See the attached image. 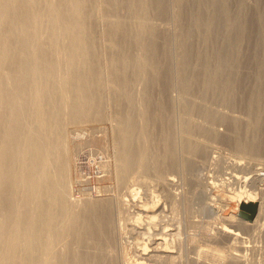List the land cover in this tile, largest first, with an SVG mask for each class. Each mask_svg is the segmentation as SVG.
Listing matches in <instances>:
<instances>
[{
  "label": "bare ground",
  "instance_id": "bare-ground-1",
  "mask_svg": "<svg viewBox=\"0 0 264 264\" xmlns=\"http://www.w3.org/2000/svg\"><path fill=\"white\" fill-rule=\"evenodd\" d=\"M97 1L0 0V264H176L174 251L169 249V246L168 249L163 247L167 236H172L173 233H165L163 237L150 234L154 232H150V227L149 232L146 229L147 231L138 233L149 235V239L138 240L139 245L143 246L142 252L134 263L127 260L130 251L124 241L127 239L125 226H132L131 220L135 212L130 213V208L124 205L133 199H128L134 190L131 187L137 182L138 189L143 187L142 185L145 188L152 182L159 187L162 181L165 183L163 175L159 174V144H154L153 140L144 168L139 169L142 165L138 152L140 148L137 145L141 143H138L139 134L145 129H141L142 119L143 126L150 129L162 127L166 122L164 111L170 110L172 113L176 106H180L193 113L192 115L201 117L199 122L203 118L209 123L213 116L218 124L227 127L226 133L223 134L219 133L217 128L214 130L198 124L199 127L196 128L200 136L214 140L221 138L225 144H231L235 149L233 152L248 153L249 149H254L255 142L253 139L249 140L254 122L252 123L247 115L261 111L260 105L263 106L259 100L263 86L259 73L264 55L263 38L258 36L261 19L251 20L249 37L252 34L258 37H254L255 43L249 41L239 59L238 64L242 70L235 73L238 79L229 90L230 96L235 94L234 105L212 104L211 83L218 80L217 83L226 88L229 75L225 74V70H210L207 66L214 63L224 66L233 53V50L230 52L232 45L236 47L240 42L242 30L239 22L234 19L243 12L241 7L245 4L244 1L104 0L102 3V0V4ZM143 4L148 5L152 18L146 21L143 19L145 22L138 24L134 18L136 15L133 14L137 11L136 7ZM236 5L240 7L236 8ZM142 27L149 32V38L145 37L149 39L146 46V54L149 56L147 64L141 60L145 51L138 44L140 39L137 38L138 29L142 30ZM251 47H254V53H251ZM155 49H158L157 52L162 51V54L168 51L169 55L157 60L153 54ZM175 87L178 90H174ZM174 91H177V95L173 96ZM236 107L240 109L241 114L234 113L237 111L233 110ZM223 109H226V112ZM185 113L177 118V124H167L166 129L170 136L168 146L166 145V162H169L175 172L179 171L180 167L190 173L197 169L199 158L207 160L210 148L214 145L205 143L206 140L200 139L199 136L187 134L192 115ZM140 115L142 119L139 118ZM105 118L116 121V138L121 142V145L119 143L116 146H122L119 148L121 167L118 166L121 169H117L120 170L119 177L127 191L121 196L118 194L119 197L115 199L73 202L70 200L66 125L89 119L94 122L102 121ZM258 120L261 122L258 127L261 141L256 146H262L264 150V117H259ZM235 123H239V127H236ZM144 132L145 130L142 133ZM178 145L186 154V158L178 156ZM262 151L249 152V156L243 158L247 163L241 168L250 169L249 171L256 175L250 177L255 178L254 180L264 171ZM235 155L238 154L233 156ZM162 157L164 159L165 156ZM223 159H228L225 165L230 161V158ZM243 161L233 160L231 166L240 168ZM162 162L164 163V160ZM163 165L161 167L165 168L166 165ZM134 174H137L136 183L133 181ZM170 176L175 177V174ZM131 180L135 185H131ZM169 188L171 189L170 186ZM238 188H234L232 197H239V205L251 203L257 206L255 219L249 221L239 218V221L245 227L254 225L262 214V202L259 203L255 197L257 193L254 189L251 191L248 187L249 190ZM187 189L186 192H189ZM170 200L172 202L173 199ZM191 200L190 202H193ZM174 201L177 203L176 199ZM160 204H154L156 214L148 215L150 223L163 218L164 214L161 212L165 209L163 210ZM148 207L142 208L141 211L139 209L140 212H136L132 221L138 222L141 213H149ZM213 207L214 203L208 204V209ZM190 208V205L186 206L187 211ZM230 217H216L220 225L217 231L218 234L238 242L243 236L231 226L233 220ZM216 253L218 256H224L222 258L226 264H242L241 257H244L240 254L242 252L238 251L226 252L225 255L219 251ZM202 258L194 259L193 262L200 264Z\"/></svg>",
  "mask_w": 264,
  "mask_h": 264
},
{
  "label": "rangeland",
  "instance_id": "rangeland-1",
  "mask_svg": "<svg viewBox=\"0 0 264 264\" xmlns=\"http://www.w3.org/2000/svg\"><path fill=\"white\" fill-rule=\"evenodd\" d=\"M236 1H239V0H236ZM240 1L245 2V4L241 7L243 12L241 11L240 16L238 18L234 19V20H237L239 22L238 24L240 25V29L242 30V32L240 34V42L238 43V45L236 47L234 44L232 45L230 52L233 50V53H232L231 57H228V61L224 66L221 65V63H214V64L207 65L210 70H214L213 68L219 69L220 72L222 70H225V74L229 75V80H228V84H227L226 88H224V86L221 85L220 83H217L218 80H215L211 83V87H210L211 100L210 101L215 106H227V105L230 106V105L235 104L234 103V102H236L235 94L233 93L231 95L232 96L231 97L229 94V90L236 84V80L238 79L235 77V73L242 70V67L238 64L239 59L243 55L249 41L251 43L256 42V39L254 37L261 36V38H263L262 41L264 43V0H240ZM97 2L102 4V3H104V0H103V2H102V0H98ZM239 7L240 6L236 5V8H239ZM136 8H137V11H135L136 13L133 12V13H135L133 15H136V16H134V18L136 20L134 18H133V20H135L138 24L144 23L146 20H149L150 18H152L150 10L148 9V5L143 4V5H139ZM148 13H150L149 14L150 16L148 15ZM137 15H138V17H137ZM138 18H139V20H138ZM146 18H148V19H146ZM230 18L232 19L233 15H231ZM143 19L145 21H142ZM252 19H261V26L258 29L259 30L258 36H256L255 34L254 35L252 34V36L249 37L248 32H249V28H250ZM169 23H171V22H169ZM171 29H172V27H171ZM138 30H137L138 31L137 33L139 35L141 34L140 35L141 37L137 34V38L140 39V40H138V44H140V46L142 47V50L145 51V52H143V54L141 53L143 57H141V55H140V57H141L142 62L146 61V64H147V59L149 56H148V54H146V49H147L146 46H148V43H149V39H147V38H149V36H147L149 34V32L147 31V29L143 30V27H142V30H140V29H138ZM145 37H147V38H145ZM172 43H173V40H172ZM173 45H174V43H173ZM157 50L158 49H155L153 51V54H155V56L157 57V60L158 59L161 60L165 56L169 55V53H167L168 51L163 52L165 54L164 55V54H162V51L159 50L158 51L159 53H158ZM250 51H251V53H254L255 52L254 47H251ZM142 58H146V59L143 60ZM218 74H219V72H218ZM259 79H261V81L263 82V86H262L260 93H259V100L261 101L263 106L260 105L262 109L260 108L261 111H256V113H255L256 115L253 112H250L251 114L247 115L248 119L250 118L252 123L254 122L253 123L254 127H252L253 130L249 134V136H250L249 140L251 139L250 141H252V139H253V141L255 142V143H253L254 149H253V151L251 149L248 150L249 152L252 151L253 153H257L258 150L259 151L263 150L262 146H256V145H258L261 141V137H260V135H258L259 134L258 127H260L261 122H259L258 118L264 117V103H263L264 102V55H263V61L261 63V70L259 73ZM175 88H174V90H178L177 88L176 89ZM174 95H177V91H174L173 96ZM152 96H153V94H152ZM211 102H210V104H211ZM177 108L179 109L178 112L180 115L176 111ZM182 109L183 108H181L180 106L179 107L176 106L175 111H173L174 113L173 112L171 113L170 110H167V112L164 111L163 116H164L166 122L168 119V122L167 123L164 122L165 123V124L163 123L164 126H162V127L160 126L159 128H156V129H155V127L150 129V128L146 127L145 125L143 126L144 122H143L142 116L141 115L139 116V118L142 119V128L141 129L145 128L144 129L145 132L142 133L144 131V130H142L140 132L141 134H139L140 140L138 139L139 140L138 143L144 142L143 145L141 143L140 144L137 143L138 144L137 146L140 148V151H138V152L141 156V165H142L139 169L143 170L145 160H147L146 158H148V156H149L148 154H150L149 152L151 151L153 142H154V144H157V145L159 144L158 145V147H159V156H158V158H159V174L163 175V180L165 181V183L162 181L161 185L159 187V186H157V184L155 182H152V184H150L151 186L148 184L150 187L148 185H146L145 188H144V185H142L143 187L139 186L140 187L139 188L140 190H139L137 187L138 182L135 181L137 174H134L135 176H133L134 177V179H133L134 183L137 182L136 185L131 180V185L132 184L135 185L134 187L133 186L131 187L132 189H134L133 192L135 191V193H134L135 195L133 194V192H131L130 193L131 196H128V199H130L129 197H131L133 199H130L129 200L130 202L124 206L130 208V213L135 212L134 213L135 217H136V212L139 213L141 211V209L144 207L149 206L148 208L150 210L148 209L149 213H147V214H145V213L140 214L141 217L140 216L139 217L142 219V221H141V219H139L140 221L138 220V222L137 221L133 222L132 220H134L133 219L134 216L132 215L133 216V218L131 220V222L133 223L132 226L131 225H130V227L125 226L126 232H127L125 238H127V239L129 238L128 240L127 239L124 240L125 244L128 246V251H130L128 258H127L128 262L134 263L138 254L140 252H142V250H143L142 249L143 246L141 247V245H139L138 240L143 241V240H146V238L149 239V235H141V233L140 234H138V233L144 232L146 229L148 230V231L147 230L146 231L149 232V227H150L151 228L150 232L154 231V232H151L150 234H154V235L159 234L161 236L162 235L165 236V235L173 233V235H172L173 237L171 235L167 236L168 238H167L166 243L168 245L166 243H163V247L168 249V246H169V249L174 251V253H173L174 256H176L178 258V259L176 258V261H175L176 264H199V263H195L193 261H194V259H197L200 257L201 258L203 257L202 258L203 261L201 259L200 264H219V263L220 264H224V263L226 264L225 259L223 260V258H222L224 256H222V257L218 256L216 251H219L220 254L222 252L223 255H225L226 252L227 253L228 252H237V251H238V253L242 252L243 254L240 253L242 256H244L243 258L241 257L242 264H244L246 261L247 262L245 264H264V171L259 174V176L256 178V180H254L255 178H250V177H256V175L254 176L253 172L249 171L250 169H248V168H246V169L241 168L243 166L245 167V165L247 163V160H245L246 159L245 156H249V152L248 153L244 152V151L233 152L235 149L232 148L231 144L230 145H229V143L225 144V141H223L221 138L220 139L218 138V140L217 139L214 140L212 138H208V137H205L203 135L200 136V134L198 133V130L196 128L199 126H208V127L213 128L214 130L217 128L216 130H218L219 133L224 134L227 131L226 125L218 124L217 119L216 118L214 119L213 116L211 117V120H209V123L206 119L204 120L203 118L199 122L201 117H199L196 114H194L195 115L194 116V115H192L193 113H190L189 111H186L184 109H183L184 110V112H183ZM235 109L237 110V111H234L235 114H241V111L238 107L234 108L233 110H235ZM238 109H239V112H238ZM221 110H222V108H221ZM223 110H224V112H226V109H223ZM185 111L187 113H185ZM184 113L186 115H189V116H190V114L192 115V116H190L191 121L189 122V126L187 127L188 131L186 130L187 134L191 135V136L194 135L195 137L199 136L200 139L203 138L204 140H206V141H204L202 139L205 143L206 142L208 144L213 143L212 146L213 145L214 146H213V148L212 147L210 148V153H209V157L207 158V160L206 159L201 160L199 158L201 160L200 161L198 159V161L200 163L198 164V161H197L198 165L196 167L197 169H194L195 171H191L189 173V172H185L182 168L179 167L178 169H180V170L177 171L178 172L177 173V172H175L176 171L175 169L170 167L171 165L169 164V162L168 161H167L168 163L166 162V160H167L166 159V152H167V146L169 143L168 139L170 136V134H168L169 132L166 128L169 125V123H171L172 125L177 124L178 120H179L177 118H179L181 116V114L184 115ZM257 113H258V115H257ZM171 115H173V116L175 115V117H173ZM196 117H197V119H196ZM192 118H193V120H192ZM202 120H204V121H202ZM256 120H257V122H256ZM210 121H212V122H210ZM191 122H193V123H191ZM258 122H259V124H258ZM252 123H251V126H252ZM198 124H199V126H198ZM209 124L212 126H210ZM235 125H236V127H239L240 124L235 123ZM257 125H259V126H257ZM255 126H257V127H255ZM114 127H116V121L111 120L109 118H105L102 121L100 120V121H95V122L89 119V120H83L81 123H74V124L69 123L66 125V136H67L66 137V143H67L66 146H68L67 152H68V163H69L68 164V167H69L68 177H69V182H70L69 186H70V198H71L70 200L71 201H73V202L80 201V200L81 201H85V200L86 201H99V200L101 201V200H107V199H115V198L119 197L118 194H120V196H121L122 193L127 191V189L124 188V185L121 182L120 177H119L120 176V174H119L120 170L119 169H121L120 168L121 167V159H120V150L121 149H119V148L120 147L122 148V146H119V148H117L118 146H116L119 143L121 145V142L118 140V138H116V133H115L116 131H115ZM188 132L189 133L191 132V133L189 134ZM192 132H193V134H192ZM155 133H156V135H155ZM195 133H196V135H195ZM150 134L151 135L153 134V135L150 136ZM163 135H165V136H163ZM149 137H151V138H149ZM152 140H153V142H152ZM162 142H163V144H162ZM144 144H146V145H144ZM139 148H138V150H139ZM179 148H180V145H178V148H177L178 153H179L178 156L180 158H186V157H184V156H186V154L183 152V150L181 148L180 149ZM255 148H259V149H255ZM213 149L216 151H214ZM180 150H181V152H180ZM162 151L164 152V154H163L165 156L164 159L162 157L163 156ZM254 151H256V152H254ZM262 152H260V153H262ZM233 153L238 154V155H235L238 157L233 156L234 155ZM244 153H245V155H244ZM240 154H242V155H240ZM146 155H147V157H146ZM214 156H215V158H214ZM262 156H264V155L262 154ZM219 157H220V159H219ZM223 157L224 158H230V161H229L230 163L227 162V164L225 165V163H226V161H228V159L225 160V159H223ZM216 158H218L219 161L220 160H222V161L219 162L218 159H216ZM243 158H245V159H243ZM163 160H164L165 164L162 162ZM212 160H213V162H212ZM233 160H237V161H241V160L243 161L244 160L243 162H245V164H243V162H241L242 165L240 166V168L239 167L233 168V166H231V162ZM160 161H161V163H160ZM117 162H120V163L117 164ZM221 164H222V166H221ZM161 165H163V166L166 165V166H165V168H163V167H161ZM228 165H230V166H228ZM118 166H120V167H118ZM117 167L119 169H117ZM261 167H263V166H261ZM167 168H169V169H167ZM231 168H232V170H231ZM162 169L164 171H162ZM239 169H241V170H239ZM142 170H139V171H142ZM116 171L118 172L117 174H119V175L116 174ZM166 171L173 174V175L175 174V177L174 176L171 177L170 176L171 174L167 173ZM181 171H183V172H181ZM141 173H143V172H141ZM166 174H168V175H166ZM191 174L193 176L197 175V177L194 176V177H196V178H194V177H192ZM237 174H238V178H237ZM262 174H263V176H262ZM176 175H179V176H176ZM233 175L236 176L237 180H235L236 178ZM259 177L260 178L263 177V178L260 179ZM166 178H168V179H166ZM172 178H173V180H171ZM197 178L200 179L201 181L198 180ZM222 178H224V180ZM174 179L177 181H175ZM233 179H234V181H233ZM239 179H240V181H239ZM197 180L199 181V183ZM260 180H262V181H260ZM174 181H175V183H174ZM194 181H197L196 183H198V184L195 185L196 183ZM185 182L187 183V185ZM218 182H220L221 184ZM120 183H122V185H120ZM169 183H171V185ZM188 183H189V185L194 186L193 188H195L196 190L198 189V190L197 191L195 189L192 190L193 188L191 186H189ZM226 183H228V184H226ZM233 183H234V185H233ZM167 184L171 187V189L169 188V186ZM174 184L175 185L177 184V185L175 186ZM139 185H141V184H139ZM185 185L187 186L188 189L186 188ZM216 185H218V186H216ZM122 186H123V188H122ZM154 186H156V187H154ZM239 186L241 187V189L245 188V190H249L248 188H251L252 189L251 191H253V189H254V191L257 193V194H255V197L258 198L259 203L262 202V212H261L262 214H261V216H259L256 224H254L257 227H255L254 225H248L245 227L243 224H241L242 222L239 221V218H241L240 214L242 212V204L239 205V203L241 202L239 200V197H236V199L232 197L233 196L232 193L234 191V188L236 190ZM174 187H176V188H174ZM167 188H169V189H167ZM186 189L189 190V192H186ZM170 191H173V192H170ZM137 192H138V195H137ZM161 193L164 194L165 196L162 195ZM173 194H175V196ZM176 194H177V196H176ZM167 195H168V197H166ZM179 196H181L183 198H181ZM165 197H166V200H165L166 205H164ZM167 199H168V201H167ZM170 199H173L172 200L173 203L171 202ZM175 199L177 200V203L174 201ZM131 200H133V201H131ZM186 200H187V202H186ZM190 200L193 202H190ZM180 201H181V203H180ZM169 202H171V204ZM157 203H161L160 205L163 206L162 209L163 210L165 209L164 211L161 212L164 214V215L162 214L164 219L162 217H160L158 219H160L161 221L160 220L158 221V219H156L155 221L153 220V222L150 223L149 222L150 218H148V215L150 213H151V215L153 213L156 214L155 213L156 209L154 208V204L157 205ZM178 203H179V205H182V206H179ZM182 203H184V204H182ZM209 203H214V207L212 209H208ZM172 205H176V206L178 205V206L174 207ZM189 205L192 208H190V210H188L190 212L187 214L188 211L186 209V206H189ZM193 205H194V207H193ZM171 206H172V208H171ZM202 206H204L203 207L204 211L202 210ZM205 206H206V208H205ZM139 209H140V211H139ZM178 209H180V211ZM206 209H208V211ZM151 210H153V211H151ZM209 210H210V212H209ZM212 210H213V212H212ZM183 211H185V212H183ZM189 214H190V216H189ZM256 214H257V209H256L255 216H256ZM218 216H220L222 218H225V217L229 218L231 216L230 218H232L231 220H233V221H231L232 222L231 226H233L234 229L236 228L241 233V235L243 236V237L241 236L242 238H240L238 240V242L230 240L226 235H220V233L218 234L217 227L220 226L218 224L219 220L216 219V217H218ZM255 216L253 219H255ZM134 223H136V224H134ZM157 223H158V225H157ZM142 226H144L145 228ZM162 227L164 229H162ZM241 227H243V228H241ZM155 228H156V230H155ZM169 228H172V229H169ZM132 229H134V230H132ZM131 230L134 233H131L132 232ZM167 230H168V232H167ZM141 236H142V238H141ZM170 243L171 244L173 243L174 245L173 244L171 245ZM164 244L166 246H164ZM230 244L233 246V248ZM228 246H230L232 249L230 247L228 248ZM237 246H239V247L237 248ZM243 247H244V249H243ZM230 249H231V251H230ZM225 250H226V252H224ZM214 253H216V254H214Z\"/></svg>",
  "mask_w": 264,
  "mask_h": 264
},
{
  "label": "water",
  "instance_id": "water-1",
  "mask_svg": "<svg viewBox=\"0 0 264 264\" xmlns=\"http://www.w3.org/2000/svg\"><path fill=\"white\" fill-rule=\"evenodd\" d=\"M256 209L257 206L251 203L242 205L241 218L249 221L253 220Z\"/></svg>",
  "mask_w": 264,
  "mask_h": 264
}]
</instances>
